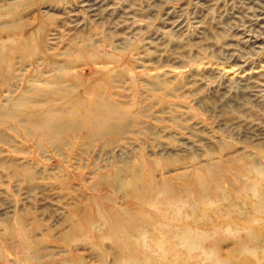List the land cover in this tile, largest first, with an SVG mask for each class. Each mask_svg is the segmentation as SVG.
<instances>
[{
    "label": "rangeland",
    "instance_id": "1",
    "mask_svg": "<svg viewBox=\"0 0 264 264\" xmlns=\"http://www.w3.org/2000/svg\"><path fill=\"white\" fill-rule=\"evenodd\" d=\"M0 264H264V0H0Z\"/></svg>",
    "mask_w": 264,
    "mask_h": 264
}]
</instances>
